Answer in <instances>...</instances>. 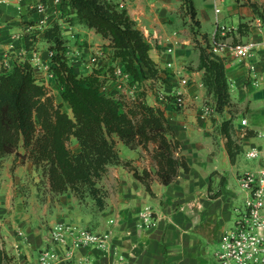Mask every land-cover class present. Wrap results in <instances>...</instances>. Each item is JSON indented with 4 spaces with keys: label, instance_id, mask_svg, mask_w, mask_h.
<instances>
[{
    "label": "crops",
    "instance_id": "obj_1",
    "mask_svg": "<svg viewBox=\"0 0 264 264\" xmlns=\"http://www.w3.org/2000/svg\"><path fill=\"white\" fill-rule=\"evenodd\" d=\"M40 1L0 0V67L11 71L29 62L37 81L48 90L59 88L62 98L61 84L52 69L54 51L43 32L56 22L62 26L69 64L79 74L97 68L91 58L102 63L99 69L104 75L112 64L123 66L110 39L80 23L67 3L46 0L40 11L35 7ZM110 1L128 11L150 44L157 73L153 76L146 71L141 80H133L134 85L138 94L145 91L148 104L164 110L180 141L178 154L185 156L190 169L180 168L170 184L156 176L151 193L131 169L110 165L99 180L108 190L107 204L99 209L90 196L81 199L71 190L54 193L41 168L10 154L0 167V248L15 264H39L40 250L51 245V228L72 223L111 231L121 258L98 247H81L69 264H217L200 230L203 225L216 224V238L222 236L228 230L224 222L233 214L231 207L249 195L239 176L264 167V44L248 59L233 50L237 42L264 38V0H190L199 21L196 38L192 18L181 15L182 11L188 13L185 0ZM218 26H224L225 32H217ZM33 33L38 38L28 46L27 35ZM208 39L212 44L217 41V54L225 59L232 102L210 115L203 113V106L207 100H215L196 46V40L205 45ZM41 44L43 51L38 48ZM184 78L186 83H182ZM177 93L187 99L184 108L173 103ZM243 118L247 119L245 125ZM227 119L233 121L232 137L239 146L234 156L219 129ZM115 139L123 160L132 161L140 170L156 171L149 150H125V143L117 136ZM250 150H256L257 155L248 156ZM223 152L228 154L229 169L219 167ZM218 209L223 216L221 225ZM143 212L150 216L144 217Z\"/></svg>",
    "mask_w": 264,
    "mask_h": 264
},
{
    "label": "trees",
    "instance_id": "obj_2",
    "mask_svg": "<svg viewBox=\"0 0 264 264\" xmlns=\"http://www.w3.org/2000/svg\"><path fill=\"white\" fill-rule=\"evenodd\" d=\"M62 3L75 10L80 23L110 39L115 57L134 81L145 77L146 71L156 75L158 69L150 56V44L125 8L110 0ZM185 4L196 38L199 34L195 28L199 24L196 10L190 0H185ZM43 32L54 51L52 69L61 84L62 98L69 103L72 114L55 101L45 84L37 81L29 62L11 71L0 67V159L15 154L20 162L31 161L42 169L51 191L60 194L71 190L81 199L90 196L99 209L106 206L108 197V190L99 185V180L110 165L122 164L131 169L151 193L156 176L162 183L170 184L180 168L190 169L185 156L178 154L180 141L164 110L148 104L142 96L128 101L108 93L99 69L86 75L76 72L66 56L59 22L47 26ZM37 38V33L28 34V46ZM212 46L209 39L205 45H198L200 67L205 69V82L213 93L216 109L222 111L232 104L230 86L225 59ZM219 129L227 137L228 150L234 156L239 146L232 137L233 121L224 120ZM116 136L133 149H149L154 144L151 155L156 171L140 170L130 160H123ZM74 140L77 148L73 146ZM1 263L15 264L2 248Z\"/></svg>",
    "mask_w": 264,
    "mask_h": 264
},
{
    "label": "built area",
    "instance_id": "obj_3",
    "mask_svg": "<svg viewBox=\"0 0 264 264\" xmlns=\"http://www.w3.org/2000/svg\"><path fill=\"white\" fill-rule=\"evenodd\" d=\"M55 2L60 3L63 0H55ZM35 7L42 11L46 7V2L41 0ZM225 30L224 26L217 28V32H225ZM262 32L264 34V28ZM261 44H264V38L260 41H241L233 45V50L240 58L248 59ZM219 47L214 41L212 50L217 53ZM172 50L168 48V51ZM250 68L255 70L256 65L251 63ZM186 82V78L182 79V83ZM173 103L179 108H184L187 99L183 93H177ZM215 110V103L207 100L203 106V113L210 115ZM246 122L247 119L243 118L242 124L245 125ZM247 154L255 157L257 151L250 150ZM239 179L249 195L238 210L234 225L221 236V248L215 253L217 264H264V167L255 172H244ZM142 215L150 216L147 212H143ZM50 243V246L40 250L39 264H69L75 258L77 249L92 246L121 258L114 245L111 231H98L72 223H59L50 230Z\"/></svg>",
    "mask_w": 264,
    "mask_h": 264
},
{
    "label": "rangeland",
    "instance_id": "obj_4",
    "mask_svg": "<svg viewBox=\"0 0 264 264\" xmlns=\"http://www.w3.org/2000/svg\"><path fill=\"white\" fill-rule=\"evenodd\" d=\"M181 15L183 17H185V15L186 16L188 15L189 18H191L190 15L186 11H182ZM196 41H197L196 46H198L200 44V41L199 40H196ZM42 46L43 45L41 44L38 47L41 51H43ZM91 61L93 62V64L95 66H97V68L92 67L93 70L102 68V67H100L102 63H99V60H97V59L94 60L93 58H91ZM107 71H108L107 72L108 74L107 73L105 75L102 74V78L104 79L105 91H107L110 94H114L116 96H119L122 99L128 100V101L134 100L137 96H142L145 99V91H142L140 94L137 93L136 85H134L135 82L133 81L131 75L127 72V70L125 68L123 69V66H120L118 63H115V64L110 65V68L108 67ZM127 78H130V79H127ZM49 93L55 97L56 102L62 103L64 110H66L70 114H72V110H71L69 103L64 101V100L62 101L61 92H60L59 88H56V90H54V88H53V90L50 89ZM73 146L75 148H77V142L75 140H74ZM124 146H125V150L130 149V147H128L126 144ZM146 150H149V152L151 153L153 149L149 148ZM9 158H10V155L5 156L4 158L0 159L1 167H3L2 162L8 160ZM244 202H245V198L237 201L236 204H234V206L231 207L232 208L231 210H233V214H232L231 218H226V220L224 222L226 229H230L234 225L235 220H236L238 213H239L238 210L244 205ZM235 207H238V210H235ZM216 214H217L216 215L217 221L219 222V225H221V220L223 218L221 210L218 209ZM209 246L211 247L212 256H215L216 251L221 248V236L217 237L213 242H209Z\"/></svg>",
    "mask_w": 264,
    "mask_h": 264
},
{
    "label": "water",
    "instance_id": "obj_5",
    "mask_svg": "<svg viewBox=\"0 0 264 264\" xmlns=\"http://www.w3.org/2000/svg\"><path fill=\"white\" fill-rule=\"evenodd\" d=\"M219 167L220 169H229L231 167L227 152H223L220 158ZM200 232L208 242H213L216 239V224H213L212 226L203 225Z\"/></svg>",
    "mask_w": 264,
    "mask_h": 264
}]
</instances>
